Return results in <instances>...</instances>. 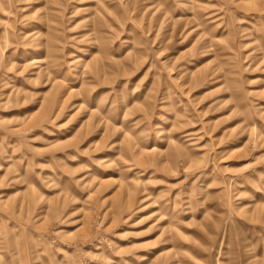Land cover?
Returning <instances> with one entry per match:
<instances>
[{
	"label": "rangeland",
	"instance_id": "rangeland-1",
	"mask_svg": "<svg viewBox=\"0 0 264 264\" xmlns=\"http://www.w3.org/2000/svg\"><path fill=\"white\" fill-rule=\"evenodd\" d=\"M0 264H264V0H0Z\"/></svg>",
	"mask_w": 264,
	"mask_h": 264
}]
</instances>
